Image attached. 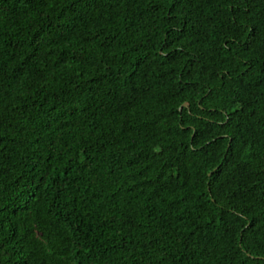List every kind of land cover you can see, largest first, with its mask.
<instances>
[{
	"label": "trees",
	"instance_id": "1",
	"mask_svg": "<svg viewBox=\"0 0 264 264\" xmlns=\"http://www.w3.org/2000/svg\"><path fill=\"white\" fill-rule=\"evenodd\" d=\"M0 264H264V0H0Z\"/></svg>",
	"mask_w": 264,
	"mask_h": 264
},
{
	"label": "rangeland",
	"instance_id": "2",
	"mask_svg": "<svg viewBox=\"0 0 264 264\" xmlns=\"http://www.w3.org/2000/svg\"><path fill=\"white\" fill-rule=\"evenodd\" d=\"M36 236L37 237H40L41 236V233H40V230L39 229H36Z\"/></svg>",
	"mask_w": 264,
	"mask_h": 264
}]
</instances>
